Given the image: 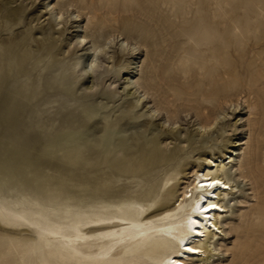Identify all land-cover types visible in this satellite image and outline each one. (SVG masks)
Returning <instances> with one entry per match:
<instances>
[{
    "label": "rangeland",
    "instance_id": "rangeland-1",
    "mask_svg": "<svg viewBox=\"0 0 264 264\" xmlns=\"http://www.w3.org/2000/svg\"><path fill=\"white\" fill-rule=\"evenodd\" d=\"M0 8V264H166L155 240L110 236L130 221L109 207L123 214L125 201L159 181L151 152L183 155L186 140L207 148L186 153L195 162L171 207L200 155L235 150L240 191L209 264H264V0H0ZM176 133L179 141L156 140ZM141 136L144 151L126 157Z\"/></svg>",
    "mask_w": 264,
    "mask_h": 264
},
{
    "label": "bare ground",
    "instance_id": "bare-ground-1",
    "mask_svg": "<svg viewBox=\"0 0 264 264\" xmlns=\"http://www.w3.org/2000/svg\"><path fill=\"white\" fill-rule=\"evenodd\" d=\"M67 4L65 3L61 6L65 7ZM53 15L56 19V15L54 13ZM59 17L61 18L63 16L59 15ZM73 17L75 18L76 15ZM105 38L107 37L105 36ZM82 39L85 42V37H82L80 41ZM82 43L80 42L81 45ZM97 47L99 48V46ZM97 47L94 44L93 50L95 51ZM98 48L97 50L99 51ZM11 59L16 61L15 65L18 68L22 66L25 60L23 56L14 53H12ZM127 81L131 84L130 79H127ZM11 120H14L12 116ZM210 126L208 128L203 126L201 130L207 132ZM172 135H167L166 137L164 134L162 135L164 137H160L161 135H159L156 140H161L162 142L180 140L179 135L181 136V134H177L178 136ZM146 139H148L146 136H141L138 149L124 148L126 151L125 156L129 157L133 155L134 157V152H141L144 149ZM186 142L189 143V147H187V151L183 150V155L178 153V151H173L176 148L169 153H157L159 150H154L156 151L154 153L151 152L147 162L151 167L153 166L152 168L150 167V170L151 172L154 171L153 174L155 176L160 174L158 177L159 181L153 183L141 196L132 197L125 201L126 209H124L123 214L120 215L112 207L116 203L109 207L111 217L127 216V220L130 221V226L117 232L110 231L111 233L109 235L119 240L137 243L144 242L147 239L155 240L154 245H159L160 249H165L163 262H166V264H209L217 256V242L224 235V231L221 230L223 222L220 223V221L222 218L227 217L231 209L230 205L233 202L232 197L240 191L239 186L232 181L233 166L231 164L235 161L233 159L235 150L229 151L230 155H225L224 158L200 155L196 161L199 168L192 177L194 178L193 182L186 186L185 191L180 195L182 196V200L179 206L172 208L170 200L174 198L176 186L179 185L177 180L181 177L184 178L190 166L195 162L186 153L193 155L199 152L201 154L207 148V145L190 142L188 140ZM180 143L183 142L180 141ZM99 146H101L100 150L104 148V145ZM231 147L235 148L237 145ZM141 156L143 157V153ZM138 163L140 164V162ZM138 163L136 166H138ZM146 163L142 162L144 165ZM147 167L149 170V166ZM214 181H218L219 183L215 187H208ZM156 205L157 208L153 210L152 207ZM211 205H215V207H211ZM118 208L123 209L121 206ZM225 214L226 216H224Z\"/></svg>",
    "mask_w": 264,
    "mask_h": 264
},
{
    "label": "snow or ice",
    "instance_id": "snow-or-ice-1",
    "mask_svg": "<svg viewBox=\"0 0 264 264\" xmlns=\"http://www.w3.org/2000/svg\"><path fill=\"white\" fill-rule=\"evenodd\" d=\"M219 183L218 181H214L212 184L208 185V187H215V185ZM211 207H215V205H211Z\"/></svg>",
    "mask_w": 264,
    "mask_h": 264
}]
</instances>
